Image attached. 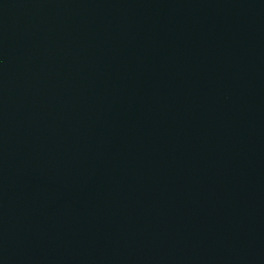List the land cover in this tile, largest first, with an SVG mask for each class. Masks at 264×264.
<instances>
[{"label":"water","instance_id":"water-1","mask_svg":"<svg viewBox=\"0 0 264 264\" xmlns=\"http://www.w3.org/2000/svg\"><path fill=\"white\" fill-rule=\"evenodd\" d=\"M0 264H264V0H0Z\"/></svg>","mask_w":264,"mask_h":264}]
</instances>
